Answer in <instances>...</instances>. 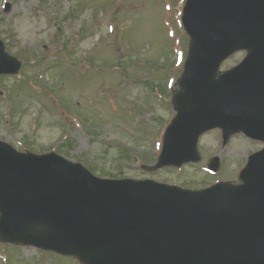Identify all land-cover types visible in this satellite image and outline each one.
<instances>
[{"label": "water", "instance_id": "obj_1", "mask_svg": "<svg viewBox=\"0 0 264 264\" xmlns=\"http://www.w3.org/2000/svg\"><path fill=\"white\" fill-rule=\"evenodd\" d=\"M182 19L189 50L157 166L199 160L198 136L214 126L224 140L239 130L264 139V0H187ZM239 49L241 63L215 78ZM19 67L0 42V73ZM240 178L199 192L109 180L0 141V238L84 264H264V150Z\"/></svg>", "mask_w": 264, "mask_h": 264}, {"label": "rangeland", "instance_id": "obj_2", "mask_svg": "<svg viewBox=\"0 0 264 264\" xmlns=\"http://www.w3.org/2000/svg\"><path fill=\"white\" fill-rule=\"evenodd\" d=\"M176 1L0 0L1 37L22 63L17 75L0 78V140L21 151H56L103 177L186 188L238 182L239 169L262 144L238 134L222 147L218 129L201 136V162L140 168L159 154L174 115L169 100L188 45ZM243 56L235 53L221 69ZM216 154L221 172L210 174L206 164ZM0 254L8 264H77L1 242ZM5 260L0 256V264Z\"/></svg>", "mask_w": 264, "mask_h": 264}]
</instances>
